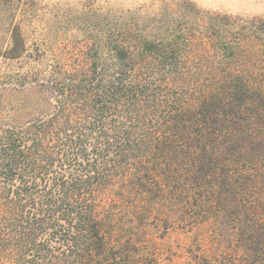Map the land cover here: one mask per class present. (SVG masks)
I'll return each instance as SVG.
<instances>
[{
  "label": "trees",
  "instance_id": "trees-1",
  "mask_svg": "<svg viewBox=\"0 0 264 264\" xmlns=\"http://www.w3.org/2000/svg\"><path fill=\"white\" fill-rule=\"evenodd\" d=\"M169 6L108 20L103 53L57 74L55 112L0 128V258L161 264L177 233L183 264H264V71L231 24ZM168 12L211 28L214 54L184 55Z\"/></svg>",
  "mask_w": 264,
  "mask_h": 264
},
{
  "label": "rangeland",
  "instance_id": "rangeland-1",
  "mask_svg": "<svg viewBox=\"0 0 264 264\" xmlns=\"http://www.w3.org/2000/svg\"><path fill=\"white\" fill-rule=\"evenodd\" d=\"M167 3L173 9L188 3L198 13L231 24L229 42L237 43L249 68L264 71V0H0V128L55 112L57 74L86 66L91 56L103 53L108 20L120 17L149 25V20L162 17ZM167 15L178 21L179 30H190L184 33V55L214 54L208 39L211 28H197L195 20H182L180 13ZM238 31L245 34L240 40ZM157 242L161 264L184 263L183 235L170 233ZM0 264L12 261L3 255Z\"/></svg>",
  "mask_w": 264,
  "mask_h": 264
}]
</instances>
